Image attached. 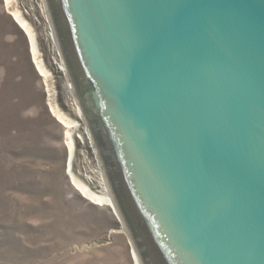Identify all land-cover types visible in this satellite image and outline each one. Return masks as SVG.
Returning <instances> with one entry per match:
<instances>
[{
	"label": "water",
	"instance_id": "obj_1",
	"mask_svg": "<svg viewBox=\"0 0 264 264\" xmlns=\"http://www.w3.org/2000/svg\"><path fill=\"white\" fill-rule=\"evenodd\" d=\"M44 1L141 263L264 264V0Z\"/></svg>",
	"mask_w": 264,
	"mask_h": 264
},
{
	"label": "rangeland",
	"instance_id": "obj_2",
	"mask_svg": "<svg viewBox=\"0 0 264 264\" xmlns=\"http://www.w3.org/2000/svg\"><path fill=\"white\" fill-rule=\"evenodd\" d=\"M11 2L0 0V264H136L121 217L73 181L107 189L49 16L40 1ZM15 9L34 30L37 59Z\"/></svg>",
	"mask_w": 264,
	"mask_h": 264
},
{
	"label": "bare ground",
	"instance_id": "obj_3",
	"mask_svg": "<svg viewBox=\"0 0 264 264\" xmlns=\"http://www.w3.org/2000/svg\"><path fill=\"white\" fill-rule=\"evenodd\" d=\"M8 4L12 3L11 0H6ZM16 19L19 21V23L23 26L24 29H26L29 37H30V41H31V45L33 47V53H34V57L37 59V55H38V47H37V43H36V37H35V33H34V30L32 29V27L30 26V24L22 17V15L20 14V11L19 10H16L13 12ZM55 34V33H54ZM54 37H56V40L58 42V39H57V36L56 34L54 35ZM60 47V46H59ZM61 57H63L61 55ZM38 65L40 67V70L45 74L47 71H45V69L43 68V66L38 62ZM62 67L67 70V67L65 66V63L63 61V65ZM68 72V70H67ZM47 75V73H46ZM71 88H72V91L74 92V95L76 96L77 98V95H76V92H75V89L74 87L71 85ZM77 101H78V106H80L79 104V99L77 98ZM52 105V110L53 112L61 119L65 122V124L69 127H73V128H76L78 127V122L76 121H73L72 119L70 118H67L65 113H63L57 106H54L53 104ZM82 111V110H81ZM85 117V116H84ZM68 133L70 134L71 132L68 131ZM90 133V132H89ZM90 136H91V133H90ZM92 137V136H91ZM93 140V139H92ZM94 142V141H93ZM74 148H73V144L72 142H70V151L71 153L74 152L73 151ZM103 166V165H102ZM105 177H106V174H105ZM73 181L75 182V184L79 187L80 191L82 193H84V195L89 198L90 200L96 202V203H99V204H106V205H109L114 211L115 213H117L120 217H121V221L123 223V220H122V216L120 215L119 211H118V207L115 203V200H114V197L112 196V192L109 188V185H108V182H107V189L104 190L103 192H96V191H93L87 184H85L84 182L80 181L79 179L77 178H73ZM107 181V179H106ZM124 229L125 232H127L126 230V227L124 226L123 224V228L122 230ZM127 234L129 235V233L127 232ZM130 237V236H129ZM130 242L132 243V246H133V256H134V260H135V263L136 264H142L141 263V260H140V257L138 255V252L137 250L135 249L134 245H133V242L131 241L130 239Z\"/></svg>",
	"mask_w": 264,
	"mask_h": 264
},
{
	"label": "built area",
	"instance_id": "obj_4",
	"mask_svg": "<svg viewBox=\"0 0 264 264\" xmlns=\"http://www.w3.org/2000/svg\"><path fill=\"white\" fill-rule=\"evenodd\" d=\"M38 1H40L41 2V4H42V7H43V12L46 14V16H47V18H48V14H47V8H46V4H45V1L44 0H37V2ZM39 3V2H38ZM48 21H49V19H48ZM49 23H50V21H49Z\"/></svg>",
	"mask_w": 264,
	"mask_h": 264
}]
</instances>
